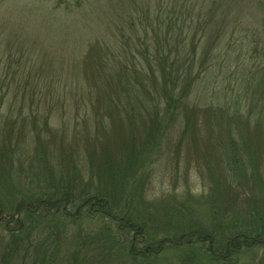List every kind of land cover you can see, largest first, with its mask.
Returning <instances> with one entry per match:
<instances>
[{"label": "rangeland", "instance_id": "1", "mask_svg": "<svg viewBox=\"0 0 264 264\" xmlns=\"http://www.w3.org/2000/svg\"><path fill=\"white\" fill-rule=\"evenodd\" d=\"M158 1L0 0V146H18L17 153H24L19 161L14 157L13 179L7 181L10 193L23 188L28 190L27 187L36 189L40 184L43 188L47 185L44 183L47 171L42 155L50 165H59L65 170V159L78 158L81 163L86 162L88 154L97 158L104 149L115 150L121 142L136 138L143 131V126L150 122L153 112L146 113L142 109L145 97L139 84L140 75L137 73L135 78L130 75L135 60L145 65L134 48L140 50L146 41H141L140 45L135 38L132 41L128 39L131 45L127 40V54L131 50L135 59H123L119 53L120 46L117 48V39L122 29L133 36L132 29H140L136 20L143 15L140 8L144 9L149 2L155 6ZM161 1L163 6H158L160 12L165 8L166 0ZM258 2L232 0L229 6L231 12L224 19L225 22L235 24L232 22L235 15L247 11L261 19L264 15ZM220 10L222 15L227 14L226 6ZM155 12L150 21L154 26L148 32L149 43L156 47ZM132 15L135 18L134 26L131 25ZM222 19L220 15L214 23L219 25ZM144 24L148 26L149 22ZM241 28L232 35L228 33L216 43L214 56H219V53L223 55L228 49L225 45L231 35V44L236 45V49H243L242 61L256 66L257 59L253 57L250 60L249 53H245L253 40L264 42V23L257 26L242 24ZM165 36L164 33L158 34L161 41ZM208 42L209 39L202 46ZM177 44L174 42L172 49ZM106 48L116 51L111 53ZM168 48L164 44L163 55L168 54ZM215 63L216 59L213 58L206 66L211 69ZM234 69L235 64H232L230 71ZM240 70L241 64L237 68L238 75ZM234 79V74L221 73L217 67L199 79L198 83L191 77L179 83L186 96L185 103L178 105L177 112L165 129L153 163L144 170L148 171L149 180L145 185L144 203L139 206L142 214L150 213L161 218L168 209L181 203L186 207L182 218L187 220L193 217V220L207 223L208 214L199 213L196 201H210L212 198V191L210 193L209 190L210 171H217L219 158L216 138L223 133L228 121L227 113L219 107L226 109L229 101L225 100L233 93ZM212 88L227 89L226 99L221 93L220 97L209 94ZM90 93L92 97H89ZM136 95L141 99L136 100ZM116 98L120 100L119 108ZM211 103L212 106L208 107ZM138 110L142 112L140 116ZM171 111L162 110V118L165 120ZM131 115L135 121H132ZM262 127L264 130V125ZM259 137L254 155L264 181V137ZM47 145L58 155L43 151ZM263 181L253 191L258 205L264 200ZM8 187L0 184L3 199H8L3 192ZM237 190L229 191L227 195L236 194L233 209L244 214L249 206V193L246 188ZM225 196L218 199L222 208L215 207L223 216L226 212H232L222 204ZM188 210L192 212L191 216ZM229 215L232 216L231 213ZM107 227L111 228L112 223L100 218L88 223L82 221L81 225L65 224L56 234H60L57 237L59 243L50 241L43 247L52 264H66L73 254L79 264H133L118 259L116 250L108 254L106 248L112 246L104 244L100 238L91 243L84 239L88 232L101 234ZM41 235L34 234V240L43 239ZM187 249L169 247L156 260L157 264H182V261H187V253H184ZM237 264H264V247L244 252Z\"/></svg>", "mask_w": 264, "mask_h": 264}, {"label": "trees", "instance_id": "2", "mask_svg": "<svg viewBox=\"0 0 264 264\" xmlns=\"http://www.w3.org/2000/svg\"><path fill=\"white\" fill-rule=\"evenodd\" d=\"M231 5L232 0H166L165 8L160 12L161 0L155 6L149 2L144 9L140 8L142 17L136 19L140 29H132L133 36L121 30L117 48L120 46L121 51H118L123 59H135L131 50L127 54L128 42L131 45L129 40L135 38L140 45L141 41H146L140 50L134 48L145 65L135 60L130 75L135 78L139 73L142 96L145 97L142 109L153 113L150 122L143 126V131L136 138L121 142L115 150L104 149L97 158L88 154L86 162L80 163L78 158L65 159V170L59 165H50L42 155L47 171L44 183L47 185L44 188L42 184L37 185L36 189L26 186L28 190L23 188L13 190V193H10L7 181L13 179L14 157L19 161L24 153H17L18 146H0V184L8 187L3 191L8 199L0 196V264H52L43 245L50 241L59 243L57 237L60 234H56L60 226L81 225L82 221L88 223L99 218L108 219L112 227L103 229L101 234L88 232L84 239L91 243L100 238L104 244L112 246L106 248L108 254L116 250L118 259L133 264H157L156 260L169 247L188 248L184 250L187 261H182V264H237L244 252L264 247V200L258 205L253 193L263 181L254 149L259 136L264 137V42L253 40L245 53H249L250 60L253 57L257 59L256 66L251 62L245 64L241 59L243 49H236V45L231 44V35L242 29V24L262 25L264 16L257 19L247 11L235 15L232 20L235 24L226 23L224 19L229 16ZM222 6H226L225 15L220 10ZM258 7L264 15V0H259ZM154 12L157 20L154 32L156 47L149 43L148 32L154 26L150 22ZM220 15L223 19L216 25L214 21ZM131 17V25L134 26L135 18ZM142 21L149 22L148 26ZM159 33L166 35L162 41L158 38ZM228 33H231L225 45L228 49L223 55L214 56L216 43ZM207 39V45L202 46ZM174 42L179 45L172 49ZM164 44L169 47L166 55L162 52ZM106 49L111 53L116 51ZM213 58L216 63L210 69L206 63ZM232 64H235L233 72L230 71ZM217 67L221 73L234 74L235 79L233 93L225 100L229 101L226 109L219 107L227 113L228 121L223 133L216 138L219 158L217 171H210L212 198L210 201H196L199 213L208 214V219L204 218L207 223L193 220V217L182 218L186 207L181 203L168 209L161 218L150 213L142 214L139 206L144 203L145 185L149 180L148 171L144 170L153 163L178 105L185 103L186 96L179 83L190 77L198 83ZM208 93L215 97H220L221 93L226 99L227 89L212 88ZM135 98L141 99L137 95ZM116 99L119 108L120 100ZM211 106L212 103L208 107ZM166 109L172 111L164 120L162 110ZM92 110L95 113V109ZM141 114L138 110V116ZM131 119L135 121L133 115ZM50 148L47 145L43 151L58 155ZM34 150L37 151L36 148ZM244 188L249 193V206L242 214L233 209L236 194L227 195V192ZM224 195L222 204L231 209L232 216L227 212L223 216L215 209L216 206L222 208L218 199ZM189 215H192L191 211ZM34 234H43V239L35 241ZM71 261L79 264L74 254L66 264H71Z\"/></svg>", "mask_w": 264, "mask_h": 264}]
</instances>
